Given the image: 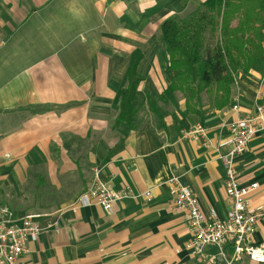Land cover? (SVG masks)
Returning <instances> with one entry per match:
<instances>
[{
  "label": "crops",
  "instance_id": "0c3cea01",
  "mask_svg": "<svg viewBox=\"0 0 264 264\" xmlns=\"http://www.w3.org/2000/svg\"><path fill=\"white\" fill-rule=\"evenodd\" d=\"M205 1L0 0V219L8 209L45 225L17 264L232 261L231 244L206 246L207 259L188 248L193 236L166 183L178 176L206 216L223 219L232 205L222 160L231 150L227 126L264 103V58L237 79L222 110H212L206 94L192 108L181 93L160 99L170 65L161 26ZM133 71L143 78L137 111L119 125ZM197 124L205 136L184 138ZM234 164L242 185L259 184L249 211L264 214V132ZM95 172L129 192L112 214L79 205ZM50 221L58 226L46 228ZM253 242L264 246V215Z\"/></svg>",
  "mask_w": 264,
  "mask_h": 264
},
{
  "label": "trees",
  "instance_id": "16d2710c",
  "mask_svg": "<svg viewBox=\"0 0 264 264\" xmlns=\"http://www.w3.org/2000/svg\"><path fill=\"white\" fill-rule=\"evenodd\" d=\"M161 31L170 65L160 99L179 92L190 108L206 94L210 108L222 110L232 105L237 79L249 76L264 58V0H206L186 17L168 18ZM142 80L130 74L117 124L132 123Z\"/></svg>",
  "mask_w": 264,
  "mask_h": 264
},
{
  "label": "built area",
  "instance_id": "2783aa9c",
  "mask_svg": "<svg viewBox=\"0 0 264 264\" xmlns=\"http://www.w3.org/2000/svg\"><path fill=\"white\" fill-rule=\"evenodd\" d=\"M239 109L236 104L234 110ZM227 128L230 132L228 145L231 150L222 160L227 173L225 189L232 204L231 210L223 219L215 213L210 217L206 216L194 192L185 186L178 176H172L166 183L170 189L173 210L184 212L193 236L188 248L200 257L207 259L204 257L206 246H216L222 251L226 245L231 244L234 253L229 264L240 261L243 257H247L254 264H264V246L255 245L253 242L257 224L264 215L263 210L258 208L255 212H250L248 201L250 195L258 190L259 184L242 185L234 164L236 158L248 151L251 141L264 132V103L257 107L255 115L243 116L228 124ZM205 134V128L197 124L184 132L183 137L199 140ZM128 197V191L112 190L107 182L100 178L99 172H95L93 183L80 197L79 205L100 206L112 214L115 205ZM44 226L38 216L28 214L19 219L12 211L3 209L0 219V262L17 264L28 252V244L38 240L45 229ZM57 226V221L46 224L48 229H55ZM221 256L224 257V254L221 253ZM210 259L209 261L217 264L214 261L216 259Z\"/></svg>",
  "mask_w": 264,
  "mask_h": 264
},
{
  "label": "rangeland",
  "instance_id": "374dc122",
  "mask_svg": "<svg viewBox=\"0 0 264 264\" xmlns=\"http://www.w3.org/2000/svg\"><path fill=\"white\" fill-rule=\"evenodd\" d=\"M184 17H186V16H184ZM179 93V92H178Z\"/></svg>",
  "mask_w": 264,
  "mask_h": 264
}]
</instances>
